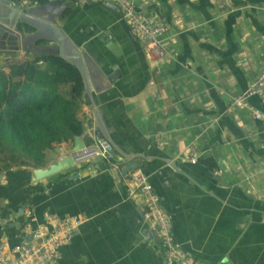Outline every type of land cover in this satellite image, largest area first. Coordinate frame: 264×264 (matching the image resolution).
<instances>
[{
    "label": "crops",
    "instance_id": "obj_1",
    "mask_svg": "<svg viewBox=\"0 0 264 264\" xmlns=\"http://www.w3.org/2000/svg\"><path fill=\"white\" fill-rule=\"evenodd\" d=\"M76 1L22 8L15 0L31 16L19 24L26 49L0 52V66L57 48L49 21L72 52L87 49L103 71L120 76L107 92L91 97L88 90L82 99L83 161L40 182L32 168L3 177L0 226L16 223L0 236L5 252L22 244L27 212L35 228L47 214L84 215L89 221L61 248L59 264H164L153 228L127 195L123 171L133 161L172 214L175 239L187 252L208 263L264 264V124L251 110H230L264 68V0H134L170 27L161 62L149 59L118 7ZM250 103L262 109L259 98ZM100 135L122 159V172L97 155ZM74 143L53 144L42 168L67 158ZM190 147L199 154L195 164Z\"/></svg>",
    "mask_w": 264,
    "mask_h": 264
},
{
    "label": "built area",
    "instance_id": "obj_2",
    "mask_svg": "<svg viewBox=\"0 0 264 264\" xmlns=\"http://www.w3.org/2000/svg\"><path fill=\"white\" fill-rule=\"evenodd\" d=\"M106 1L121 11L133 35L144 45L149 59L161 62L168 53L164 42L170 27L161 16L149 13L145 6L138 5L134 0H77L76 5L84 6L89 2ZM39 0H21L20 7H36ZM259 98L261 108L264 106V68L261 74L249 84L248 88L234 98L233 105L239 109H248L255 120L264 124V109L251 106L252 98ZM93 131H96L95 122ZM95 147L97 155L122 172L113 144L103 135L97 136ZM190 161L195 164L199 154L195 147L188 150ZM221 173V172H220ZM128 198L141 209L145 222L153 228L157 240L162 247L164 264H217L197 259L176 241L174 236L173 216L164 209L159 195L150 183L149 176L142 168L130 170L125 176ZM25 226L26 236L21 245L5 252L7 243L0 245V264H59L62 259L61 248L73 241L80 227L89 221L87 216L62 217L47 214L44 224L36 228V220L30 212ZM6 241V240H5Z\"/></svg>",
    "mask_w": 264,
    "mask_h": 264
},
{
    "label": "trees",
    "instance_id": "obj_3",
    "mask_svg": "<svg viewBox=\"0 0 264 264\" xmlns=\"http://www.w3.org/2000/svg\"><path fill=\"white\" fill-rule=\"evenodd\" d=\"M86 90L76 63L50 52L1 65L0 174L45 167L53 144L82 136L79 112ZM5 210L0 205V213Z\"/></svg>",
    "mask_w": 264,
    "mask_h": 264
},
{
    "label": "water",
    "instance_id": "obj_4",
    "mask_svg": "<svg viewBox=\"0 0 264 264\" xmlns=\"http://www.w3.org/2000/svg\"><path fill=\"white\" fill-rule=\"evenodd\" d=\"M0 2V52L4 55L11 56L13 52H16L19 46L22 47V50L26 49L24 32L19 29V24L21 23L20 21L31 18V16L25 13L23 9L15 3V0H0ZM43 23L53 30L55 36L53 39L56 41L55 43L57 48H36L33 49V52L45 51L73 60L85 77L87 84L85 95H89L87 92L88 90L90 91V95L92 97L94 94L107 92L113 87V84L119 78L120 74L116 73L114 75H108L105 71H103L104 64L95 61V59L89 55L87 49L85 53L80 50L72 52L68 47L67 35L64 31L53 22L46 21ZM106 35L113 38L109 31L106 32ZM46 37L47 36H45V38ZM102 42L105 43L106 40L102 39ZM95 57L97 59V56ZM89 103H92V100H89ZM93 106L95 105L93 104ZM262 108L264 109V106ZM98 125L99 127L97 130L99 131L101 129L104 131L101 121L98 122ZM106 138L108 139V137ZM84 149L85 144L83 139L77 137L75 139L74 147L67 158H62L61 160L56 161L55 164L50 165L48 168H37L33 170V182H40L68 168H71L75 165V162L79 163L83 161L81 155L84 154ZM138 167L139 165L137 162H129L123 171V175L125 176L130 170ZM3 177L4 175L0 174V184ZM27 207L28 204L25 203L20 208L18 212L20 217L25 215V209ZM15 225L16 223L14 221H10L6 226H0V232L3 230L13 229Z\"/></svg>",
    "mask_w": 264,
    "mask_h": 264
},
{
    "label": "rangeland",
    "instance_id": "obj_5",
    "mask_svg": "<svg viewBox=\"0 0 264 264\" xmlns=\"http://www.w3.org/2000/svg\"><path fill=\"white\" fill-rule=\"evenodd\" d=\"M164 48H165V46H166V44L164 43ZM19 55L17 54V53H15V54H13V58H17ZM232 103H233V101H232ZM231 103V105H230V110H231V112L232 113H235V114H237V113H239V112H241V111H243V110H248V109H239V108H236L235 106H233V104ZM252 115H253V113H252ZM49 153V152H48ZM47 153V154H48ZM16 170H20L19 168H15ZM23 169V168H22ZM12 171V170H11ZM10 171V172H11ZM6 174H8V173H3V175L5 176ZM1 192V191H0ZM2 195L3 194H1V197H0V205L1 206H5V199H4V197H2ZM2 216H3V213H0V218H2ZM27 223V222H26ZM23 225L22 226H20V228L21 229H23ZM18 228V227H17ZM10 232V230H5L4 232H2V234H0V236H3V235H5V234H8Z\"/></svg>",
    "mask_w": 264,
    "mask_h": 264
}]
</instances>
